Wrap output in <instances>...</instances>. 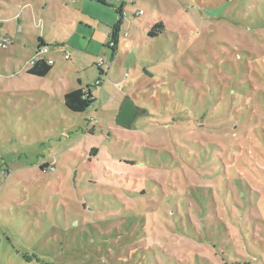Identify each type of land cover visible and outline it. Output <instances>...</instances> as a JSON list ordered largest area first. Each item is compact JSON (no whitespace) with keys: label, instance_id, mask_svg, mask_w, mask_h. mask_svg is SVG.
<instances>
[{"label":"rangeland","instance_id":"rangeland-1","mask_svg":"<svg viewBox=\"0 0 264 264\" xmlns=\"http://www.w3.org/2000/svg\"><path fill=\"white\" fill-rule=\"evenodd\" d=\"M64 1L61 23L0 0V264H264V0L143 1L173 26L152 41L132 19L105 90ZM55 26L54 71L18 73ZM79 86L95 101L71 114Z\"/></svg>","mask_w":264,"mask_h":264},{"label":"crops","instance_id":"crops-1","mask_svg":"<svg viewBox=\"0 0 264 264\" xmlns=\"http://www.w3.org/2000/svg\"><path fill=\"white\" fill-rule=\"evenodd\" d=\"M143 1L146 3L150 2L149 4H151L152 7L156 6V8L159 11H161L162 9H166V10L173 9L175 7V5L172 6L173 3L172 0H121L120 2H117L116 0H68L66 2L64 1L66 5L71 4V6L69 7H72L73 9L75 8L79 9L80 16L82 17V19L79 20V23L81 26H85L86 30H88L87 33L82 35V39L87 42L85 50L84 51L77 50V51L85 55L91 56L93 61H95L99 56H104V57L108 56V54L105 51L108 50V48H106V45H107L108 37L111 34V27H113L117 21V10L119 9L122 10V12L125 15V18L123 19L121 25L120 38L118 41L117 51L115 52V54H117L120 49L124 48L122 46L123 42H125L128 37L125 34V29L127 28L128 24L131 23L132 19L133 20L138 19L139 21H144L143 23L145 25L142 26L143 27L142 30L147 35L149 40L157 41L160 38L164 37L167 31H170L169 30L170 27L173 26V23L171 22V17H174L175 15L171 14L170 16L169 14H167L165 20H163L162 15L155 16L154 14L148 16L147 12L141 10L140 8L141 5L143 4L142 3ZM8 2L10 6H14V5L18 6L20 11L19 14L20 19L24 18V15L27 13L29 9H30V11L28 12L29 19L31 18L34 22L36 17L39 16L40 13L44 11L54 10L57 13L55 17H59L61 23H65V20L68 21L67 19L71 20L74 17L72 13L67 12V9L65 7L61 6L59 0H17L16 3H12L11 0H8ZM139 11H143V14L138 15ZM158 23H162V25L164 26L163 35L159 36L157 39L150 38L148 36V32L152 29L154 25ZM61 34H62L61 27L55 26L54 29L53 27H51V30L48 32H40L30 36V40L38 42V40L41 39L46 45H48L49 42L58 45L60 43L58 36ZM45 36L47 37L45 38ZM135 41L136 40L131 38L130 41H128V43H135ZM10 42L12 43V40H10ZM59 47H64V46L62 44H59ZM72 52H74V50ZM54 65L52 67H54ZM27 70H28L27 67H21L18 73L20 72L25 73L26 76H28ZM53 71L54 68H52V70L47 76H49ZM107 74L108 73L105 74L106 77H108ZM99 77L101 78V76L98 73V79H100ZM100 87L102 90H105V86L103 87V82L101 83ZM77 89H84V88H81L79 86L78 88L73 89L72 91ZM69 92L71 91H64L59 94L60 95L59 97L63 100L64 96ZM124 97L125 100H132V97L128 94H126ZM133 107L136 113L137 110L134 104ZM119 112L120 110H118V113L116 114L118 115ZM91 131L93 130L91 129Z\"/></svg>","mask_w":264,"mask_h":264},{"label":"trees","instance_id":"trees-1","mask_svg":"<svg viewBox=\"0 0 264 264\" xmlns=\"http://www.w3.org/2000/svg\"><path fill=\"white\" fill-rule=\"evenodd\" d=\"M122 10H117V21L113 27H111V41L114 46L108 48L112 52V57L110 62H112L113 56L117 51V45L120 38V29L123 22ZM164 32V26L162 23H158L152 27V29L148 32V36L153 39H157L159 36H162ZM48 47L41 39L38 40L36 45V52H38L41 48ZM52 70V66L47 65L46 61H39L33 67L27 70V75L33 78H45L50 71ZM99 75L101 76V70H97ZM94 103V98L92 96L90 87L87 86L85 89H77L67 93L63 98V106L67 112L71 114H83L86 112L88 107ZM91 133V132H90Z\"/></svg>","mask_w":264,"mask_h":264},{"label":"built area","instance_id":"built-area-1","mask_svg":"<svg viewBox=\"0 0 264 264\" xmlns=\"http://www.w3.org/2000/svg\"><path fill=\"white\" fill-rule=\"evenodd\" d=\"M117 2H120L121 0H116ZM143 14V11H139L138 15H142ZM122 17L123 19L125 18V15L124 13L122 14ZM111 35V34H110ZM110 35L108 37V43H107V46L109 48H112L114 46L113 42L111 41V38H110ZM9 40L8 39H4L3 42L1 43V48L3 50H5L7 48V45H8V42ZM48 54H49V48L48 47H43L41 48L38 52L35 53V55L32 57V59L26 63V67L27 68H31L33 67L36 63H38L39 61H46L47 65L49 66H53L54 65V61L52 59H49L48 58ZM65 59L67 60L68 57L65 56ZM108 66H109V61L106 57L104 56H99L97 58V62H96V67H97V70H101V77H104L106 76V72H107V69H108ZM128 78V75H125V79ZM102 83V81L100 79H98L95 83V87L97 86H100ZM118 88L119 90H122L123 89V86L122 85H118ZM0 189H1V181H0Z\"/></svg>","mask_w":264,"mask_h":264},{"label":"water","instance_id":"water-1","mask_svg":"<svg viewBox=\"0 0 264 264\" xmlns=\"http://www.w3.org/2000/svg\"><path fill=\"white\" fill-rule=\"evenodd\" d=\"M135 114V109L133 107V103L131 100H126L124 106L122 107L119 115H118V123L119 125L125 127L131 121Z\"/></svg>","mask_w":264,"mask_h":264}]
</instances>
